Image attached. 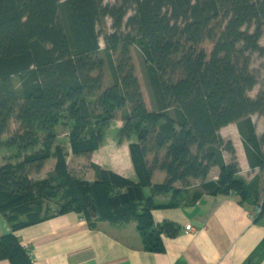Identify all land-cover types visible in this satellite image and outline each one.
<instances>
[{"label": "trees", "instance_id": "1", "mask_svg": "<svg viewBox=\"0 0 264 264\" xmlns=\"http://www.w3.org/2000/svg\"><path fill=\"white\" fill-rule=\"evenodd\" d=\"M106 17L114 29L104 35L114 82L104 88L99 26ZM263 33L264 0H0V149L16 150V162L0 166V214L12 228L0 238V261L34 264L15 232L59 214L80 213L91 225L95 218L137 222L146 250L164 252L162 236L179 229L172 221L157 224L154 210L194 204L204 193L258 202L261 178L248 183L240 176L234 145L220 130L238 123L252 167L264 170V135L252 120L264 116V90L250 95ZM135 46L151 109L135 72ZM13 118L21 131L4 141ZM116 119L123 122L120 141L137 139L130 153L139 181L96 164L95 180L74 175L67 150L56 144L59 126L70 128L73 154L88 157ZM51 158L53 174L31 178ZM213 167L217 180L209 179ZM155 171L166 173L162 183L153 182ZM193 179L201 184L192 191ZM156 194L171 199L158 204ZM262 197L258 219L264 183Z\"/></svg>", "mask_w": 264, "mask_h": 264}, {"label": "crops", "instance_id": "2", "mask_svg": "<svg viewBox=\"0 0 264 264\" xmlns=\"http://www.w3.org/2000/svg\"><path fill=\"white\" fill-rule=\"evenodd\" d=\"M260 89L257 85L250 95L256 98ZM252 120L257 135L263 136L264 116L254 115ZM120 122L117 133H113L115 139L107 132L104 143L90 156L91 162L138 182L130 153V144L137 139L120 141ZM220 135L234 145L240 176L248 183L255 177L261 178L259 201L252 197L242 202L235 193L227 196L204 193L194 204L154 210L157 224L172 221L179 229L175 236H162L164 252L146 250L137 222L114 224L94 219L91 225L77 212L59 214L17 230L15 235L34 264H264V217L258 219L264 170L252 167L238 123L224 126ZM231 158L229 152H224L227 163ZM219 174V167H213L209 179L217 180ZM165 178V172L155 171L153 182L162 183ZM95 179L96 174L88 180ZM200 184L201 181L196 186ZM144 193L146 197L153 196L152 188H145ZM170 199V194L154 196L158 204H167ZM11 233L10 224L0 214V238ZM0 264L11 262L1 260Z\"/></svg>", "mask_w": 264, "mask_h": 264}, {"label": "rangeland", "instance_id": "3", "mask_svg": "<svg viewBox=\"0 0 264 264\" xmlns=\"http://www.w3.org/2000/svg\"><path fill=\"white\" fill-rule=\"evenodd\" d=\"M116 0H104L105 4H112L115 3ZM112 19L109 17L103 18L102 22L99 26V31H101V37H100V45H101V52L100 56L104 57L107 60V64L104 69V88L110 86L114 82V71L111 67L110 60L107 59L108 57L105 53V48H106V43H105V38L104 35L106 33H112L114 32V29L112 28ZM260 44L264 46V33L263 36L260 40ZM205 48L208 52L211 51L212 49V44L210 42L205 43ZM132 58H133V63L135 66V72L136 75L138 76L142 91L144 93L145 100L148 104V107L151 109L152 108V100H151V93L149 90V86L147 83V78L145 74V63L143 60V55L139 48L137 46L132 48ZM114 62L117 60V55L113 56ZM252 69L254 70L255 74L258 77V87L261 88L260 91L264 90V56H260L259 54H254L253 55V60H252ZM259 91V92H260ZM259 94V93H258ZM121 116V113L119 114V117ZM120 119H116L113 121L111 127L108 130V135L112 136V139H115V135L117 133V125L120 122ZM120 125V124H119ZM123 126V122H122ZM122 128V127H121ZM120 128V129H121ZM21 131V124L19 121H17L15 118L11 119L10 121V126L8 128V131L2 136L4 141L8 140L11 136H13L15 133ZM69 132L70 128L67 127L66 125H61L58 128V138L56 140V144H61L66 150H67V160L69 163V169L70 171L81 178L85 179H94L95 178V172L94 169L92 168V162L90 156H76L73 154L70 143H69ZM114 133V134H113ZM113 134V135H112ZM15 154L16 150L15 149H9V148H1L0 149V166L5 165L8 162H13L15 163ZM56 164L55 158L49 159L43 169L40 172H32L31 173V178L38 180V179H44L49 176H51L54 172V167ZM201 180H191L189 190H196L199 189L200 186H196L198 182ZM181 185V184H178ZM51 205L55 207V202L52 201ZM98 219L95 218L94 221H97Z\"/></svg>", "mask_w": 264, "mask_h": 264}, {"label": "built area", "instance_id": "4", "mask_svg": "<svg viewBox=\"0 0 264 264\" xmlns=\"http://www.w3.org/2000/svg\"><path fill=\"white\" fill-rule=\"evenodd\" d=\"M187 229H188V230H190V229H191V227H188Z\"/></svg>", "mask_w": 264, "mask_h": 264}]
</instances>
